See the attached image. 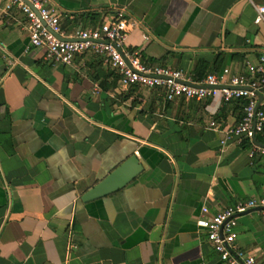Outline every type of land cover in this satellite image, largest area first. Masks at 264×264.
Returning <instances> with one entry per match:
<instances>
[{
  "label": "crops",
  "instance_id": "1",
  "mask_svg": "<svg viewBox=\"0 0 264 264\" xmlns=\"http://www.w3.org/2000/svg\"><path fill=\"white\" fill-rule=\"evenodd\" d=\"M65 35L97 27L115 7L137 24L124 48L191 82L227 68L249 77L264 56V0H41ZM0 0V264H223L195 224L264 197V155L219 130L242 115L220 97L166 101L158 88L122 89L91 51L62 65L30 46L24 15ZM147 36V40H144ZM258 108L264 110V92ZM214 121L217 129L210 127ZM258 145L261 142H256ZM134 155L124 186L80 195ZM239 247L264 264V211L236 216Z\"/></svg>",
  "mask_w": 264,
  "mask_h": 264
},
{
  "label": "built area",
  "instance_id": "2",
  "mask_svg": "<svg viewBox=\"0 0 264 264\" xmlns=\"http://www.w3.org/2000/svg\"><path fill=\"white\" fill-rule=\"evenodd\" d=\"M5 12L12 6L25 17L27 38L30 46L44 49V57L52 62L67 65L75 55L91 51L117 74V84L126 89L132 86L158 88L166 101L173 99H196L218 96L222 101L234 98L244 100L242 115L236 124L223 126L225 140L240 142L249 140L255 150L264 155V110L258 108V95L264 92V56L259 57V64L248 66L250 76L230 74L227 68L218 72L207 73L201 80L191 82L179 69L158 65H146L140 60L138 50L124 48L127 33L137 22L130 19L123 8L114 10L97 27L74 28L65 35L59 24V15L52 8L46 7L41 0H2ZM250 1V0H247ZM257 22L264 13V3L254 5ZM144 36V40H147ZM191 82L194 85L187 84ZM209 126L217 129L214 121ZM261 135L258 145L256 136ZM252 208L264 211V197L237 201L225 206L217 213L205 217V206L200 207V217L195 224L204 229L206 240L216 252L223 264H257L254 256L242 250L237 244L234 226L236 216Z\"/></svg>",
  "mask_w": 264,
  "mask_h": 264
},
{
  "label": "water",
  "instance_id": "3",
  "mask_svg": "<svg viewBox=\"0 0 264 264\" xmlns=\"http://www.w3.org/2000/svg\"><path fill=\"white\" fill-rule=\"evenodd\" d=\"M187 84L194 85L191 82ZM261 99L260 94L258 95L257 105ZM141 165L137 162L134 155H130L116 168L106 174L97 183L88 188L80 195L82 202L90 201L99 198L105 194L115 191L117 188L124 186L130 181L139 171Z\"/></svg>",
  "mask_w": 264,
  "mask_h": 264
},
{
  "label": "trees",
  "instance_id": "4",
  "mask_svg": "<svg viewBox=\"0 0 264 264\" xmlns=\"http://www.w3.org/2000/svg\"><path fill=\"white\" fill-rule=\"evenodd\" d=\"M203 70H204L203 63H201L200 61H197L195 63L194 68H193V73L194 74L196 73L195 74V77H196L195 80L196 81L201 80L206 75L205 73L202 74ZM234 100L235 101H238L239 103H241L240 106L242 108V105L244 103V100L241 99V98H234ZM261 141H262V136L261 135L256 136L255 142H261Z\"/></svg>",
  "mask_w": 264,
  "mask_h": 264
}]
</instances>
